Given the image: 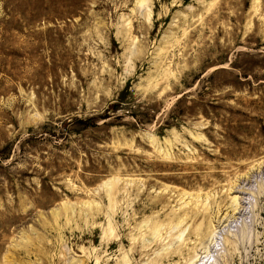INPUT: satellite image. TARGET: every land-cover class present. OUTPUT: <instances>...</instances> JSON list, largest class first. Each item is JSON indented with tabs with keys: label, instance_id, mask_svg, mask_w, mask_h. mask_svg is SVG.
I'll return each instance as SVG.
<instances>
[{
	"label": "rangeland",
	"instance_id": "rangeland-1",
	"mask_svg": "<svg viewBox=\"0 0 264 264\" xmlns=\"http://www.w3.org/2000/svg\"><path fill=\"white\" fill-rule=\"evenodd\" d=\"M152 262L264 264V0H0V264Z\"/></svg>",
	"mask_w": 264,
	"mask_h": 264
},
{
	"label": "bare ground",
	"instance_id": "bare-ground-1",
	"mask_svg": "<svg viewBox=\"0 0 264 264\" xmlns=\"http://www.w3.org/2000/svg\"><path fill=\"white\" fill-rule=\"evenodd\" d=\"M112 194V193H111ZM195 212V211H194ZM178 216H180V215H178ZM186 218H189V219H192V218H194V213H193V211H191L190 213H188L187 211H182V215L180 216V217H177L176 219L174 218V219H172L171 220V223L168 225L169 226V228L174 224V225H178V224H180V223H182V222H184V221H186ZM153 226H155V225H151V226H149V228L152 230L153 229ZM157 228V227H156ZM197 230H198V228L196 229V232H197ZM194 231V230H193ZM153 234V233H152ZM151 234V235H152ZM148 239V238H147ZM152 239V238H151ZM137 242H139L140 241V238L138 237L137 239ZM145 240V239H144ZM143 240V241H144ZM144 244V243H143ZM172 252H182V247H180V245H178L175 249H174V251H171V252H169V253H167L168 255L169 254H171ZM163 257V256H162ZM161 258V257H160ZM156 260V259H155ZM156 262H157V260H156ZM152 264H154V262H152Z\"/></svg>",
	"mask_w": 264,
	"mask_h": 264
}]
</instances>
